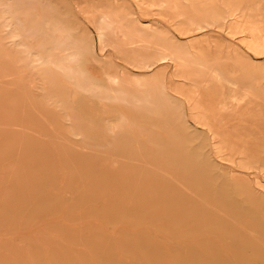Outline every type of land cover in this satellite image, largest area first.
Returning a JSON list of instances; mask_svg holds the SVG:
<instances>
[{
    "label": "rangeland",
    "instance_id": "374dc122",
    "mask_svg": "<svg viewBox=\"0 0 264 264\" xmlns=\"http://www.w3.org/2000/svg\"><path fill=\"white\" fill-rule=\"evenodd\" d=\"M0 264H264V0H0Z\"/></svg>",
    "mask_w": 264,
    "mask_h": 264
},
{
    "label": "bare ground",
    "instance_id": "6f19581e",
    "mask_svg": "<svg viewBox=\"0 0 264 264\" xmlns=\"http://www.w3.org/2000/svg\"><path fill=\"white\" fill-rule=\"evenodd\" d=\"M246 13V12H245ZM140 38V37H139ZM187 64V63H186ZM80 85V84H79ZM120 253V252H119ZM93 259V258H92Z\"/></svg>",
    "mask_w": 264,
    "mask_h": 264
}]
</instances>
